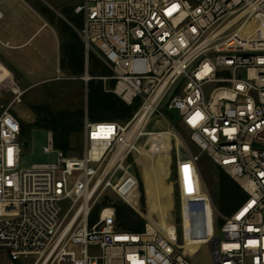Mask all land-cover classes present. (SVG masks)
Wrapping results in <instances>:
<instances>
[{"label": "built area", "instance_id": "2783aa9c", "mask_svg": "<svg viewBox=\"0 0 264 264\" xmlns=\"http://www.w3.org/2000/svg\"><path fill=\"white\" fill-rule=\"evenodd\" d=\"M72 11L86 66L95 55L111 72L96 79L138 105L124 122H92L85 111L79 157L56 149L47 132L43 152L56 161L27 170L20 122L9 108L0 114V250L32 264H190L176 234L119 229L104 195L111 187L119 196L112 181L154 131L149 122L176 110L200 152L246 193L223 216L221 237L202 244L214 264H264V0H82ZM189 158L193 167L198 155ZM63 200L71 203L60 216Z\"/></svg>", "mask_w": 264, "mask_h": 264}, {"label": "rangeland", "instance_id": "374dc122", "mask_svg": "<svg viewBox=\"0 0 264 264\" xmlns=\"http://www.w3.org/2000/svg\"><path fill=\"white\" fill-rule=\"evenodd\" d=\"M32 1L42 10H51L52 17L58 25L62 22L66 23L77 35L76 29L81 27L80 16L74 14L72 9L82 0ZM67 42L71 43L62 37L59 66L49 68L50 78L44 83L21 84L13 75L10 83L11 73L0 63V114L9 108V112L25 127L20 141L26 143L27 147L22 148L20 154V170H27L34 164L56 161L55 153L43 152V147L47 144L48 131L33 126L37 119L35 112L37 110L31 108L46 106L51 112L86 108L88 81L85 82L81 78L85 72L92 77L89 73L91 62L88 60L87 66L84 63L82 73L72 74L65 66V63H69L64 53ZM98 77L107 76L94 78ZM109 82L106 81V86ZM170 95L171 93L167 95L165 102ZM39 115L43 114L39 113ZM169 116L175 119L178 112L169 111ZM149 130L154 131L139 140V146H134L135 150L129 155L131 160H126L123 165L124 173L119 170L112 181L111 185L125 202L111 187L106 188L105 198L131 207L145 224L151 225L165 236L176 234L177 243L183 245L190 264H214L209 245L202 243L218 230L220 227L218 220H223V216L217 212L214 204V196L218 190V176L231 177L225 171L218 169L205 153L200 152L191 140L190 131L177 120L166 122L154 118L146 128V131ZM83 149L82 131L72 136L65 154L69 157H79ZM194 155H198V161L196 164L192 163L193 170L189 157ZM129 166L135 179L138 175L141 182L142 189L139 190L137 186V196L134 195L135 188L130 178ZM70 203V200L59 202L60 216L67 211ZM96 216L97 211H94L91 222L95 221ZM215 236L221 237L220 232L217 231ZM33 261L34 257L13 261L6 251L0 250V264H32Z\"/></svg>", "mask_w": 264, "mask_h": 264}, {"label": "trees", "instance_id": "16d2710c", "mask_svg": "<svg viewBox=\"0 0 264 264\" xmlns=\"http://www.w3.org/2000/svg\"><path fill=\"white\" fill-rule=\"evenodd\" d=\"M79 24V26H81V19ZM60 33L62 37L71 41V43L67 42L64 52L69 60L68 64L65 63L66 68H68L72 74L82 73L84 54L82 45L77 39V35L64 22L61 23ZM88 59L91 62L89 73L92 77L111 75V72L95 55L90 54ZM113 84V81H110L108 86H104L101 80L95 78L90 79L87 82L85 109L79 108L75 111L51 112L46 106H36L31 108V110H37L35 111L37 119L34 121L33 126L44 128L48 132H51L54 147L62 150L65 154L69 149L72 136L83 131V117L85 111L87 118L92 122H124L131 117L138 102L136 101L131 106L126 105L115 94L109 91ZM39 113H42L43 115L40 116ZM170 120L174 121V118L171 116ZM20 125L21 134H23L25 127L22 122H20ZM130 160V156H128L127 161ZM129 168L130 178L135 188L134 195L137 196V186L139 187V190L142 189L141 182L136 174L137 179H135L130 166ZM245 198L246 193L234 179L218 176V190L216 196H214V204L217 212L221 216L226 217L231 215ZM114 207L116 223L119 229L131 232H140L144 229V220L131 207L120 202H114ZM94 211L98 212V207H96ZM217 223L218 225H221L223 220L219 219Z\"/></svg>", "mask_w": 264, "mask_h": 264}, {"label": "crops", "instance_id": "0c3cea01", "mask_svg": "<svg viewBox=\"0 0 264 264\" xmlns=\"http://www.w3.org/2000/svg\"><path fill=\"white\" fill-rule=\"evenodd\" d=\"M60 29L51 10L32 0H0V63L11 73L10 83L12 75L21 84L49 81V68L59 66Z\"/></svg>", "mask_w": 264, "mask_h": 264}, {"label": "bare ground", "instance_id": "6f19581e", "mask_svg": "<svg viewBox=\"0 0 264 264\" xmlns=\"http://www.w3.org/2000/svg\"><path fill=\"white\" fill-rule=\"evenodd\" d=\"M136 126H137V124H135V126L133 127V130L135 129ZM102 131H103V129L100 128V129L97 130V133H96V134L99 135V134L102 133ZM121 150H122V148H119V149H118V151L116 152V154L113 156V158H112L110 164H112V163L114 162L115 158H116L118 155H120ZM148 229H149V230H156L154 227H152V226L149 225V224H148Z\"/></svg>", "mask_w": 264, "mask_h": 264}, {"label": "water", "instance_id": "95a60500", "mask_svg": "<svg viewBox=\"0 0 264 264\" xmlns=\"http://www.w3.org/2000/svg\"><path fill=\"white\" fill-rule=\"evenodd\" d=\"M22 147H23V148H26V147H27V144H26V143H23V144H22Z\"/></svg>", "mask_w": 264, "mask_h": 264}]
</instances>
